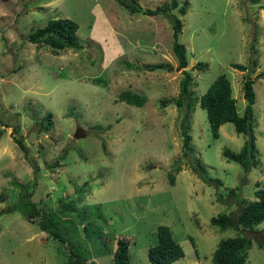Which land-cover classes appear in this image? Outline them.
Here are the masks:
<instances>
[{
	"label": "rangeland",
	"instance_id": "obj_1",
	"mask_svg": "<svg viewBox=\"0 0 264 264\" xmlns=\"http://www.w3.org/2000/svg\"><path fill=\"white\" fill-rule=\"evenodd\" d=\"M137 2L154 8L169 0ZM185 3L184 15L173 10L182 20L178 41L187 55V66L176 69L171 22L165 16L130 13L117 0H0V264H63L68 256L65 246L35 223L16 210L7 212L24 188L38 207L51 211L77 196L84 219L72 212L61 217L95 264H112L118 238L129 240L130 264H152L147 251L156 243L159 225L170 228L184 252L170 264H213L218 242L236 233L217 230L209 221L236 210L229 190L251 200L264 184V0H179ZM57 17L78 24L80 49L55 54L27 40ZM198 62L206 66L196 68ZM158 63L171 70L146 69ZM232 63L247 70L234 69ZM182 70L192 76L189 89L196 97L225 74L239 114L245 106L244 78L254 80L258 167L245 172L223 156L224 148L237 152L247 136L226 122L214 139L197 101L189 119L191 156L221 183L209 185L191 171L174 104ZM122 91L145 101L141 106L119 101ZM47 112L52 125L39 131L35 122ZM13 125L26 155L13 141ZM176 164L181 168L170 184L168 172ZM84 225L96 238L85 241ZM241 233L251 240L247 264H264V248L258 246L264 241V222Z\"/></svg>",
	"mask_w": 264,
	"mask_h": 264
},
{
	"label": "trees",
	"instance_id": "obj_2",
	"mask_svg": "<svg viewBox=\"0 0 264 264\" xmlns=\"http://www.w3.org/2000/svg\"><path fill=\"white\" fill-rule=\"evenodd\" d=\"M118 3L126 8L130 13H142L149 16L162 15L167 17L171 22L172 28V52L176 58V69H184L187 66L186 47L178 41V36L182 30V20L173 13L177 10L178 14L184 15L187 10V3L179 4V0H169V2L162 3L154 8H143L137 0H117ZM78 24L68 17H57L47 21V23L36 28L27 35V40L34 44H43L48 46L53 53H58L64 49H80L82 46L77 40L76 32ZM256 49L253 45L250 46L249 61L254 66L256 59L253 56ZM205 63L198 62L195 64L196 68L203 69ZM231 66L239 71L247 70V67L242 64L232 63ZM253 67H251L252 69ZM148 70L165 69L171 70L169 64H153L147 66ZM16 69H13L15 72ZM253 71V70H251ZM192 76L187 70H182V78L179 84V94L174 100V104L180 111V133L182 136L183 157L186 158L189 168L196 174L203 182L213 184L215 187L220 185V180L211 178L206 175V170L203 164L192 158V147L190 145L191 135L190 130V113L198 101L199 106L205 110L211 135L214 139L219 137V127L230 122L233 124L234 130L247 136L241 148L234 152L228 148L222 150L223 156L229 160L239 164L245 172L251 168L258 167L260 164L259 151L255 145L254 115L253 104L255 101V94L253 91V82L249 76L244 78L242 84L243 98L245 106L242 114L237 111L235 98L232 96L231 83L225 74H219L212 83L208 86L206 91L200 96L196 97L189 89ZM119 101L126 102L130 105L141 106L145 101L143 96H139L130 91H122L118 96ZM166 105L167 101L162 102ZM38 130L47 132L52 125V115L47 112L45 116L39 121ZM2 126H10L3 123ZM19 132L17 125L11 126V133L13 141L18 148L26 155L27 147L23 143L20 136H16ZM3 131L0 130V136ZM65 152V150H64ZM57 165H47L53 167ZM180 166L176 164L172 170L168 172L170 184L174 183V172L180 171ZM228 196L234 197V202L237 205L235 211L220 212L210 218V225L220 231H234L233 236H228L221 239L212 254L213 264H247L248 250L251 246L249 236L241 232H252L253 227L259 223L264 222V184L254 191L253 199H246L241 197L240 190L228 191ZM75 200L70 203H62L56 210H48L44 207H38L34 201L30 199V193L24 188L20 193L18 203L9 207L7 212L18 211L27 221L35 223L40 231L44 232L51 239L59 241L67 251V259L63 264H95L88 255L82 253L80 246H78L72 239L70 231L67 229V224L62 219V214L65 212L75 213V216L82 220L83 214L77 210ZM222 196L217 194V201L221 202ZM97 216H100L98 214ZM88 225V224H87ZM87 225L83 226V234L85 241H90L91 237L96 238L94 230H90ZM75 232V231H74ZM156 243L148 248L147 257L152 264H170L173 261L184 256L181 245L173 238L171 230L166 225H159L156 229ZM129 240L118 238L112 254V264H130L129 263ZM258 246L264 248L262 242H258Z\"/></svg>",
	"mask_w": 264,
	"mask_h": 264
},
{
	"label": "water",
	"instance_id": "obj_3",
	"mask_svg": "<svg viewBox=\"0 0 264 264\" xmlns=\"http://www.w3.org/2000/svg\"><path fill=\"white\" fill-rule=\"evenodd\" d=\"M16 60V57L15 56H13V61H15ZM263 244H264V241L262 242Z\"/></svg>",
	"mask_w": 264,
	"mask_h": 264
},
{
	"label": "bare ground",
	"instance_id": "obj_4",
	"mask_svg": "<svg viewBox=\"0 0 264 264\" xmlns=\"http://www.w3.org/2000/svg\"><path fill=\"white\" fill-rule=\"evenodd\" d=\"M85 227V226H84Z\"/></svg>",
	"mask_w": 264,
	"mask_h": 264
}]
</instances>
